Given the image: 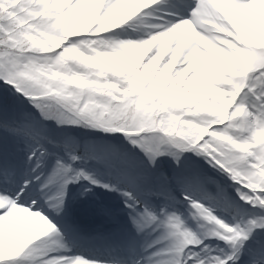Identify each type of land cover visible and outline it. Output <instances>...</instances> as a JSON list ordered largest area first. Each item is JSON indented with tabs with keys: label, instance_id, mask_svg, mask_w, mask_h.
<instances>
[{
	"label": "snow or ice",
	"instance_id": "snow-or-ice-1",
	"mask_svg": "<svg viewBox=\"0 0 264 264\" xmlns=\"http://www.w3.org/2000/svg\"><path fill=\"white\" fill-rule=\"evenodd\" d=\"M145 16L144 37L108 35ZM0 81L36 109L0 106V264H264V0H0ZM49 120L123 133L147 164L114 154L99 162L121 177L102 182ZM186 152L238 200L212 174H154L158 157ZM80 181L121 193L139 252L74 251L79 230L61 216ZM173 181L195 228L149 203L174 201Z\"/></svg>",
	"mask_w": 264,
	"mask_h": 264
},
{
	"label": "bare ground",
	"instance_id": "bare-ground-1",
	"mask_svg": "<svg viewBox=\"0 0 264 264\" xmlns=\"http://www.w3.org/2000/svg\"><path fill=\"white\" fill-rule=\"evenodd\" d=\"M152 19V17L150 16H145L144 17V22L141 23L140 21H136V27L139 28L140 31L146 32L147 28H146V24L148 21H150ZM135 20V18H134ZM132 22V21H129ZM50 135L56 139V140H60V137L54 133L52 130H50ZM68 138V141H70L72 143V146H75L76 148L80 149V153L81 156H87L90 157V159L87 160V162L85 163L84 167L86 170H88L89 172H93V173H97L100 176L106 177L109 176L112 180L113 183H115L118 179H120L121 177V169L119 167L117 168H108L105 166L104 163L99 162L100 160L103 159H110L115 155H118L119 157H124L126 158L131 164L135 165L138 169H140V164L139 161H136L134 156L128 155V154H117L116 151H114V147L108 143L107 140L105 139H91V140H82L77 136L71 135ZM99 158V159H97ZM48 161L45 163V171L46 169H48ZM201 173H205V172H201ZM155 175H159L158 172H154ZM166 175L170 176L171 178H175L178 176H181L178 172H171L170 174L166 173ZM221 183V181H219ZM223 185V183H221ZM124 185V184H121ZM69 187V185H68ZM171 193L172 190L175 193V195L172 193V195L175 197L174 201H166L163 198L157 199V200H151L155 202V206L156 210H158V206L159 205H164V204H170V206H174L175 208L178 209L179 212H181L184 217L187 219L188 224L195 228L196 224L195 222L190 218V213L189 210L186 208L181 207L180 205H176V201H177V197H179V202L183 203L184 199L183 196L185 195V193L180 194V191H183L179 185H177L175 183V181H173V183L171 184ZM228 193L234 197L235 199L238 200V197H236V193H235V189L233 190H229V187L225 186ZM177 194V197H176ZM72 192L70 189L67 190V194L65 196V204H66V211L65 213L62 214L61 219L66 221L69 224H74V223H85L90 227H93L95 225H97L98 221L101 220L103 221V224L105 225H116L119 227V229L123 232V234L125 233L126 229L129 230L133 237L138 238L140 243H143L144 238L143 236L137 235L134 230H133V226L131 225V221L130 218L127 215L126 209L123 207V201L121 199H119V194H117V202L113 201V203H111L109 206H104L108 209L111 210V214L110 215H101L99 214V212L97 210L94 209H89L88 206H84L83 208L80 207V205L77 203L76 200H72ZM181 197V198H180ZM183 199V200H182ZM160 202V203H158ZM117 205V208H114V206ZM183 206H185L184 204H182ZM179 206V207H178ZM183 208V209H182ZM185 210V211H184ZM238 218V217H237ZM227 219V218H226ZM228 222H230L229 219H227ZM117 228V227H116ZM121 253L124 252H119L116 255H121ZM139 258V256L137 257Z\"/></svg>",
	"mask_w": 264,
	"mask_h": 264
},
{
	"label": "rangeland",
	"instance_id": "rangeland-1",
	"mask_svg": "<svg viewBox=\"0 0 264 264\" xmlns=\"http://www.w3.org/2000/svg\"><path fill=\"white\" fill-rule=\"evenodd\" d=\"M108 35L113 36V37H114V35H116L117 38L121 37V38H118L121 40H125L123 38H126V40L127 39L138 40L137 38L140 39V38L145 36L144 33L138 32L134 28L131 31H129L125 28H123L122 30H118V29L112 30V32H110ZM0 103H3V105L9 103V104H11L10 106H14V107L25 106L26 104H28L29 106H31V109L36 111V109H34L32 107V105L29 103V101L26 98H24L23 96H21L16 91L14 86L6 84L3 81H0ZM53 121L54 120H49V121L45 122V123H47L48 128H52L53 130H56V131L60 130L62 132H64L65 129H69V128L73 129L72 125H62L61 126V125H58L56 122H53ZM77 131H80V130H77ZM94 131H95V129L87 128V132L89 134H90V132L94 133ZM94 135H99L100 137L105 138L109 143H112L117 152L118 151H127V149L132 150L133 154L137 155L141 162L143 160L144 166L147 164V158H146L145 154H143V151L139 147L132 145L127 139H124V136L122 134L115 133L114 136H116V137H114V136L111 137L110 135H105V137H104L101 134H95V133H94ZM125 138H126V136H125ZM122 145L124 148H126V150L124 148H121ZM141 155H142V157H140ZM160 168L161 169H167L170 172H174L175 170H177L178 173H180L179 170L184 171L185 169H191L193 171L194 170H197V171L198 170H201V171L207 170L210 172V174L215 173L214 175L216 177H222L223 179H224V177H226V178L228 177L223 171H217V170L213 169L211 167V165L208 163V161L205 160L203 157L197 156L196 154L190 153V152H186L183 154V156L181 157L180 164H177V162L170 155H162V156L158 157L156 167H155V171H158ZM185 173H182V174H185ZM102 182H109V181L102 180ZM77 184H78V186L81 185L80 189L82 187L85 189H90V191H86L84 194H87V196L92 200L93 203L95 201L100 202V203H102V202L104 203L105 201H114V199L116 198L115 196L117 194H119V196H118L119 199L122 198L121 193L119 191H109L106 188L91 185L87 181H80L78 183H75V185H77Z\"/></svg>",
	"mask_w": 264,
	"mask_h": 264
}]
</instances>
